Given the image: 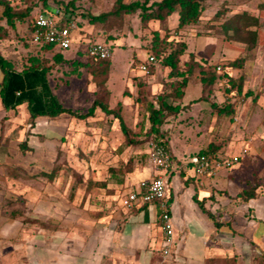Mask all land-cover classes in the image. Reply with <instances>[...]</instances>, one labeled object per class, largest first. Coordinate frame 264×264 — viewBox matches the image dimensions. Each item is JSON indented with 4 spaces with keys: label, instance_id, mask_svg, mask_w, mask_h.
Listing matches in <instances>:
<instances>
[{
    "label": "crops",
    "instance_id": "obj_1",
    "mask_svg": "<svg viewBox=\"0 0 264 264\" xmlns=\"http://www.w3.org/2000/svg\"><path fill=\"white\" fill-rule=\"evenodd\" d=\"M242 12L259 19L251 27L258 32L253 48L224 34L225 21ZM27 30L18 20L10 37L0 39V54L16 73L7 104L0 87V264H264V0H205L201 20L179 31L187 42L182 62L194 53L221 69L207 98H202V82L195 75L183 98L173 101L182 110L163 125L174 161L167 204L175 242L166 260L161 254L160 203L126 204L129 193L139 191L140 182L156 172L150 148L143 151L149 155L144 163L135 152L136 162L128 169L108 170L96 163L105 158L103 150L88 153L93 166L86 175L94 183L80 186L68 180L63 161L79 163L78 145L86 137L93 135L90 142L99 143L109 136L99 134L98 125L86 135L79 131L78 118L69 114H33L54 94L50 72L26 68L28 43L37 45L18 39ZM191 35L214 36L223 47L220 57L190 50ZM239 58L241 65H229ZM4 78L0 66V84ZM230 79L240 88H231ZM112 82L110 72L108 84ZM150 82L154 88L160 85L154 77ZM193 82L198 93L189 96ZM19 99L23 101L15 104ZM180 145L189 146V160L182 159L186 150H179ZM208 149L238 161L212 175H199L191 157ZM131 155L125 151L120 158Z\"/></svg>",
    "mask_w": 264,
    "mask_h": 264
},
{
    "label": "rangeland",
    "instance_id": "obj_2",
    "mask_svg": "<svg viewBox=\"0 0 264 264\" xmlns=\"http://www.w3.org/2000/svg\"><path fill=\"white\" fill-rule=\"evenodd\" d=\"M32 0H28L31 2ZM35 1V0H34ZM38 1V0H37ZM41 0H39L40 2ZM47 5L54 11L60 7L65 9L66 3L70 0H46ZM74 3L73 13L70 14L71 19L78 21V29L75 31L73 45L70 49L64 50L63 54L65 61L56 62L53 58L59 47L55 46L53 49H43L40 46L28 43L31 47L30 60L33 57H42V65L46 67L44 71L50 72L47 76L52 84V91L55 98L65 105L70 107H76V111L86 113L91 107L93 100L96 97L98 87L96 84H92L91 75L88 72L87 61L88 56L86 54L87 47L90 43L94 42H109L107 35L100 27L90 23L88 15L90 13H99L111 10L116 4L117 0H72ZM128 3L131 0H123ZM213 1V0H212ZM17 6L25 7L26 3L22 0H11ZM44 0H42L43 4ZM212 5L213 2H210ZM208 5V4H207ZM210 5V4H209ZM40 8V7H38ZM69 15V14H65ZM179 17V9L173 12L170 16L168 26L170 28L177 24ZM121 28L115 31L114 44L111 48V69L110 72L113 76V82L107 86L111 91L109 98L111 107H115L118 103H121L120 113L122 114L124 121L129 128V136L135 141L136 144H127L124 132L119 124V121L113 114H104L100 109L97 113L84 119L78 118V123L81 125L79 131H83L86 135H91L92 127L98 125L99 134H105L109 136V139L100 138L99 143L90 142L94 137H86L85 142L79 144L78 150L80 151L79 163L76 160L67 159L63 161V169L66 173L68 180L72 178L73 183H77L80 186L87 185L93 180L88 178L86 173L92 170L93 159H88V153H96L103 150L105 153V160L99 158L96 163L102 165L105 164L106 169L111 168H131L132 164L136 162L134 153L138 151L140 160L147 161L148 154L143 152L147 147L150 148V143L154 140H150V137L146 134V130L149 127L146 119V101L150 98L156 99L157 96L169 88L170 77L168 73L170 71L169 66H163L161 62L157 63V70L144 75L139 69L140 62L144 61L147 54L151 52L153 45L154 35L158 34L162 39L167 35L170 39L178 40L182 38L176 27L170 28L168 33L165 30H161L158 21H151L146 25H143L140 21L138 13L127 14L121 17ZM156 31V32H155ZM216 30L213 28L212 33L216 34ZM17 38V37H15ZM20 40L24 38L18 37ZM86 39V40H83ZM30 41V40H29ZM189 48L196 51L199 55H208L216 59L220 57L223 47L221 42L214 36H189ZM163 55L168 54L170 47L167 43L163 42ZM186 56H183V58ZM110 77V75H109ZM154 77L160 85L158 88H154L150 79ZM109 79V78H108ZM115 79V80H114ZM127 81V84H125ZM57 83H62V89L55 88ZM66 83V84H65ZM154 84V83H153ZM198 84L192 83L189 86L187 95L195 96L198 93ZM91 88V89H90ZM60 91L62 93L60 94ZM62 95V96H60ZM49 100L42 101V106L47 107ZM35 106L36 103L33 102ZM143 126V128H142ZM179 129V127H177ZM174 131V130H173ZM176 131V130H175ZM177 133V131H176ZM103 136V135H102ZM97 139V138H96ZM175 143V138L173 139ZM193 147H190L192 149ZM189 146L180 145L179 150L185 151L183 160H189V153L187 152ZM128 151L132 155L123 160L120 158V154ZM86 152V153H85ZM119 156V157H118ZM86 158V159H85ZM95 162V161H94ZM105 168V167H104ZM77 169V170H76ZM92 177V176H91ZM263 260L258 261V264H262Z\"/></svg>",
    "mask_w": 264,
    "mask_h": 264
},
{
    "label": "trees",
    "instance_id": "obj_3",
    "mask_svg": "<svg viewBox=\"0 0 264 264\" xmlns=\"http://www.w3.org/2000/svg\"><path fill=\"white\" fill-rule=\"evenodd\" d=\"M26 3L25 7L17 6L11 0H0V22L4 21L5 25L0 24V39L10 37V30L15 29L17 21L27 25L28 30L24 38L30 40L32 35L31 21L35 13V8L40 7L46 14L57 18L61 17L59 21L61 25H67L73 21L78 26V21L73 20L70 14H74V3L70 0L66 3L65 9L60 7L61 12L55 14L54 10L47 5V1L44 0H22ZM205 0H131L126 3L123 0H117L114 7L105 12L90 13L88 19L90 23L100 27L107 35L109 44H114L115 31L121 28V17L127 14L138 13L140 21L143 25L148 24L151 21H158L161 30H165L168 33L170 28L168 26L169 17L173 14L176 8L179 9V19L177 30L180 31L186 27L197 24L201 20L202 13L204 11ZM65 14H69L66 15ZM219 14V12L217 13ZM216 14V15H217ZM259 25V19L250 15L247 12L237 13L231 16L224 23V34L228 39L242 41L247 44L249 48H253L258 40V32L255 29H251L253 26ZM156 32V31H155ZM231 32V33H230ZM21 38V39H22ZM153 45L151 52L147 54L153 55L156 62L150 66L151 73L157 70V63L161 62L163 66H169L170 71L168 77L169 88L160 93L156 99L150 98L146 101V119L149 123V127L146 130V134L150 137V140L161 142L165 148L170 152L169 141L167 139V132L163 129V125L168 121V118L173 115H177L182 107L180 104H174L173 101L181 99L184 96L185 88L188 82L197 75L203 86L202 98H207L213 91L214 84L218 78L217 67L210 61L199 60L194 53L189 54L187 61L182 62V56L187 52V42L183 38L178 40L170 39L167 35L162 39L159 35H154ZM163 42L167 43L170 47L168 54L163 55ZM43 49H53V45H42ZM112 48V45H110ZM62 49L57 50L53 58L56 62L65 61V57ZM88 56L87 68L91 75V80L98 87L96 97L86 113L75 111L71 108L63 106L58 100L51 96L47 107L42 106L41 109H37L33 112L34 115H49L58 116L61 114H69L79 119H84L94 115L96 109H100L104 114H113L119 121V124L124 132L127 144H136L135 141L129 136V128L127 127L122 114L120 113L121 103H118L115 107L110 105L111 91L107 86V81L110 75L111 59L110 58H97ZM243 62V58L236 59L229 63L230 66H239ZM0 66L5 72L4 81L0 84L2 99L7 104V94H11V81L16 73L11 69V64L0 54ZM29 70H36L42 68L46 69L42 65V57L36 56L30 60V64L26 67ZM231 88H240L234 79L229 80ZM31 104L33 105V100ZM23 99H19L15 104H19ZM229 112V111H227ZM143 128V126H142ZM201 153H212L219 155L217 151L208 149Z\"/></svg>",
    "mask_w": 264,
    "mask_h": 264
},
{
    "label": "built area",
    "instance_id": "obj_4",
    "mask_svg": "<svg viewBox=\"0 0 264 264\" xmlns=\"http://www.w3.org/2000/svg\"><path fill=\"white\" fill-rule=\"evenodd\" d=\"M60 12V8L54 11L55 14H59ZM61 19V17L54 18L43 12L41 8L36 7L31 21L32 42L40 46L47 44L57 46L62 50L70 49L78 27L73 21L67 25H61L59 24ZM87 53L97 58H110L111 48L106 43L94 42L88 45ZM155 62V57L149 55L146 60L140 62L139 69L144 74H150V66ZM220 69V67H217V70ZM149 154L150 161L154 165L156 172L151 178L140 182L139 191L132 190L129 193L126 204L131 206L137 201L142 203H160L162 210L160 224L164 233L161 254L163 260H166L172 252V246L175 242L174 224L167 204V178L174 167V161L171 153L159 141H152L150 143ZM237 161L236 157L223 158L212 153L197 154L191 157L190 160L195 172L199 175H212L222 168L233 166Z\"/></svg>",
    "mask_w": 264,
    "mask_h": 264
}]
</instances>
